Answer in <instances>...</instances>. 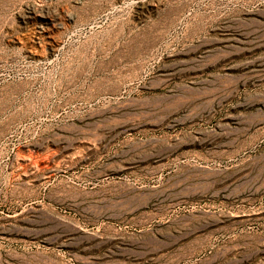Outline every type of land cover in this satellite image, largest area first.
<instances>
[{
	"label": "rangeland",
	"instance_id": "rangeland-1",
	"mask_svg": "<svg viewBox=\"0 0 264 264\" xmlns=\"http://www.w3.org/2000/svg\"><path fill=\"white\" fill-rule=\"evenodd\" d=\"M0 264H264V0H0Z\"/></svg>",
	"mask_w": 264,
	"mask_h": 264
}]
</instances>
